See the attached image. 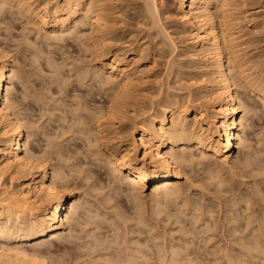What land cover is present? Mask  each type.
Returning a JSON list of instances; mask_svg holds the SVG:
<instances>
[{
	"label": "bare ground",
	"instance_id": "6f19581e",
	"mask_svg": "<svg viewBox=\"0 0 264 264\" xmlns=\"http://www.w3.org/2000/svg\"><path fill=\"white\" fill-rule=\"evenodd\" d=\"M105 1L107 2L108 0H64L61 4L51 3L50 5V2H42L41 0H0V9L2 10L4 6L6 8L8 5L14 6L18 14L20 13L24 18L26 17V19L32 21L30 22L34 24V27L39 26L41 29L47 30L48 36L52 34V41H56V43L57 40L61 42L64 38H69V36L73 34H78L79 29L84 26L85 20L89 18L87 20L91 21L90 33L93 32L94 35H92L93 33L90 34V38L85 41L86 43H84L85 39L80 42L85 44L83 45L82 43L83 50L85 49V52L86 50L87 52H91L90 54H92L93 57L91 58L97 59L98 63L94 71L89 70L91 75L93 74V80L91 79L93 84L89 86V90H85L87 92L85 95L87 96H82L81 102L77 101L79 100V98L76 97L77 95L75 99L73 96L72 99L76 101H73L72 104L77 102L74 105L79 107V109L74 106L72 107L73 110L76 108L78 111L93 104L97 97H99V100L103 99V103L93 110L94 114L92 113V116L90 115V121H93L97 125L96 127H98L96 128V132L92 135V131L89 129L90 131L87 130L89 136H86V132L84 133L85 135L82 133L83 137L77 136L79 138L78 140L76 139L77 142L73 144L74 152L76 151L75 153L79 154L80 149L82 151L81 146L86 147L88 150H92L93 156L91 157H94L93 159L95 162V158L98 155L96 159H101L102 163L99 162L100 164L104 163L102 166L98 165L99 167H97L104 170L103 174L101 171L96 173V180H106L108 184L107 187L110 188L112 193L111 196L104 195V202L109 203L112 202L111 200L116 201L124 196L137 200L140 196L144 195L149 188H152L151 196L156 199L157 203L155 215L156 213L160 215L161 213H167L165 212L166 208H163V204L165 205L170 202L177 204L183 198L184 186L188 188L187 183L190 182L189 176L186 175L187 172L185 173L187 169L192 171L195 167H201L200 169L204 171L205 175L207 174L205 177H209L207 181L211 182L212 180L214 182V187L216 186L215 188H219L223 183L219 176V172L221 171L218 170V168L225 166L229 172L234 170V149H238V147L240 149H245L247 151L245 154L247 155H245L246 159L244 166L248 167L251 165V146L246 140L248 136L245 138V134L242 133H244L246 129V121L253 116L251 115L252 113H254V116L257 115L259 118H264V112L258 111L254 104L239 98L240 96L237 94V89L239 87L248 89L255 95L257 100L259 99L264 104V82L260 81L257 76H252L253 74L245 75L246 70H243V65H240L242 63L237 61L238 56L236 55L234 50L235 46L233 45L235 40H233L232 34L228 32L229 30L226 31L229 27L227 21L223 23L227 17L222 15L225 20L221 18L223 22H221L220 25L216 23L215 15L212 12L213 4H220L222 8L228 4V0H182L179 5L182 14L180 21L185 29L187 28V30L191 32V36H193L191 37L193 40V43L191 42L192 47L194 45L196 48L202 50L201 53H204V59L200 60V69H203L204 72H208L206 74L209 76L208 82L206 80L201 81L202 83L203 81L204 83H208H203L201 88L204 89V87H206L204 89L207 90V93L205 92V94H208L206 97H209L211 101H215L216 105L213 106L209 121H206V110L199 111L198 107L191 106L192 101H187L186 104L182 105L178 101H172V98H170L171 101H169V98L165 97L168 98L167 101L169 102H165L162 99V101L159 100L163 105L162 107L159 106V108H161L159 110L161 113L156 112L154 106H152L154 104V100L152 99L153 97L155 99L158 98L157 96L161 98L160 90L158 92L159 95L156 93V96L153 97L147 93H136V91L138 92L136 89L137 86H140V82L138 81L141 79L137 80L138 78L136 79V76L133 75L134 72L129 71V65L120 58L121 54L118 53V55L114 54L112 57H108L109 50L105 45L109 46L110 44L105 41L103 42L104 38L102 37L104 35L102 34L106 35L104 30L109 26V20L112 19L108 17L107 19L109 20L106 21V14H109L106 12L109 11L108 4H106L107 10L105 9ZM160 1L161 0H145V14L154 25L159 20L157 5ZM3 20L5 21L6 18ZM110 27L111 26H109V28ZM110 29L113 30L112 27ZM73 30H75L74 33L71 32ZM106 32H109V29ZM91 35L93 37H91ZM108 35L107 33V36ZM48 36L47 40L45 39L46 36L43 38L47 42L48 39H50L49 41L51 42V38ZM169 39L168 41L171 40L172 42V39ZM158 50L160 51V49ZM41 52L42 51H40V53ZM160 52H162V50ZM36 53L37 52H35V54L30 53V58H32V62L35 64L38 62L39 58L46 54L39 55L41 57L38 58V54ZM7 54L8 53L5 51L0 50V136L2 137L0 140V264L151 263L147 258L141 260V256H137L140 259L134 257L133 255L135 253H131L132 250H130V253L133 254V257H131V254L128 255L127 253L128 248L125 249L126 252L123 251V254H127L126 257L124 256L125 258H123L122 254H120V258L115 254V256H118L113 258L114 261H116L115 263L111 261L113 260L111 258V263L108 261V258L107 260H102L101 258V260L97 258L95 260V257H92L95 253V249L92 247L93 245L91 246L92 243L89 245L90 247L87 246L88 244L86 245V251H89L92 247V252L90 250V253L84 251V254H79L81 251L79 250L78 255L71 254V256L68 253L69 255H67L66 258L64 256L59 257L58 255H53L51 247H54V241L59 240L61 234L63 235L70 223L78 222V207L75 203V196L72 190L64 188V186H67V176L63 171L60 169L51 170L50 166L47 165L44 160H41L42 158L35 155L34 146H32V144H30V146L28 145L29 140L34 137V134L24 132V125L20 120V115L18 116L19 111L14 105L15 99L13 94L16 85L13 80L14 78L17 80V73L13 70L15 62L12 63L10 60L11 58ZM124 54V56L127 57L126 53ZM46 57L48 59V56ZM49 60V62H46L49 63V66L53 67L54 62L51 61V59ZM29 62V65L33 66L31 59ZM51 63L52 65H50ZM92 69L93 68H91V70ZM83 71H85V74L83 75L81 72L82 77L89 72L88 70ZM85 78H81V80H87L90 77L87 78V76H85ZM66 79V77L61 79L62 85L59 83V88H56L58 90L57 93L68 95V93L73 92L72 87H69L68 84L70 78ZM78 79L80 78L77 77V80ZM58 82H60V80ZM137 82L138 84H136ZM55 83L57 82L55 81ZM142 83L145 84L144 81ZM104 87H106L105 90L107 92L109 91L110 94L104 91ZM67 97H69V95ZM172 97L174 98V96ZM42 98V91L36 92L34 98L36 107L37 103L40 104V99ZM176 98L175 96V100ZM146 99L150 100V105L148 106V111L144 112L141 108ZM66 107L69 108L67 109ZM44 108L41 104L40 109L37 111L45 112L46 110L44 111ZM60 108L62 107L60 106ZM70 108V106H65L66 110H70ZM62 110L63 109H61V112H63L62 116H60L61 112L58 110L60 113L58 112L59 117L57 118L60 123H63H61L62 126H59L63 129V131L60 130L64 134L65 132H72V135L73 133H78V131L75 130L76 126L78 129L84 128L82 127L83 124L88 122H86L88 116H84V118L82 115H76L74 114L77 113L75 110V112L72 111L74 113ZM55 111L57 112V110ZM147 113L149 114L147 115ZM43 115L44 114H42V116ZM146 115L147 117L145 119L141 118ZM189 116H192V120ZM124 120L130 121L132 124V127L129 129L131 139L129 143H125L124 137L122 136L123 130L126 129V127L119 126L120 124H118ZM80 124L82 125L79 128ZM72 129H74V131H72ZM81 130L79 131L82 132ZM84 131L86 130L84 129ZM57 137L61 138L59 135ZM236 141L239 142L237 144L238 146L235 145ZM247 144H249V146ZM92 147L95 149H92ZM195 152H198V154L196 155ZM208 158L215 159L219 164L216 163L215 168L212 169L210 166L211 163L206 162L209 160ZM102 175H104V177ZM183 179L185 180L184 182L182 181ZM212 184L211 182V185ZM182 200L183 203L180 205L181 208L176 205V208L179 207V210L177 209V212H174L175 215L174 213H171L172 215L169 213L165 214L169 217L172 216L176 223H179V220L186 217L190 212H194V215L195 212L202 210V208L199 210L201 205L197 207L198 205L195 203H187L186 201L184 202V199ZM245 203L248 204V202ZM209 213L210 212L206 214L210 215ZM202 214L204 215L205 213L201 212V215ZM95 216L97 215L92 217ZM95 218V222H101L99 221L101 218L98 217L99 220L97 217ZM93 220L91 222L92 225ZM138 220V222H146L141 219ZM101 223H103V221ZM96 226L101 227L98 224ZM98 227H93L97 229L96 232L100 229ZM206 231L207 230H204V232ZM181 233L183 232L181 231ZM186 233L189 234V232L185 231L181 235L184 236ZM89 234V238L86 237L87 239L91 238L90 240L99 242L98 239L96 240V237H93L94 235H90V237ZM249 236L250 237L247 236L248 238L245 239L242 236H240L239 239L237 238L236 241L239 240V242L236 243H241L240 245L236 244L234 241L240 248V250L238 249L239 251L236 249L239 257L234 254L236 253L234 250L232 256H230L229 253L223 254L222 257L227 264H234L233 262H236V259H234L235 256L238 257L236 262L238 264H245L246 261H250L252 264H261L264 262V222L259 226L257 235H252L253 239L251 238V234ZM257 237L262 238L263 244H261V240ZM104 240L107 241V239ZM88 242L90 241L88 240ZM109 243L110 241L107 243L108 246L106 243V247L103 246V249L106 248L104 251H108L109 247L111 248L112 244L110 243L109 246ZM184 247L187 248L186 245ZM83 248L85 249V246H82V252L84 250ZM139 251V249L138 251L136 250V254L141 253ZM166 251L168 252L169 250ZM178 252L180 251L173 248L168 252V257H159L163 260L158 259V263H154H177L176 258H178L177 255L180 254H177ZM110 254H112V252H110ZM189 260L186 261V263L191 262V260ZM192 262L189 264H192Z\"/></svg>",
	"mask_w": 264,
	"mask_h": 264
},
{
	"label": "rangeland",
	"instance_id": "374dc122",
	"mask_svg": "<svg viewBox=\"0 0 264 264\" xmlns=\"http://www.w3.org/2000/svg\"><path fill=\"white\" fill-rule=\"evenodd\" d=\"M41 1L50 2L49 4L51 5V3L61 4L64 0ZM180 2H182V0H161L157 5L159 14L158 19L160 21L158 20L156 23L157 25H154L145 14V0H108L104 3L105 5H103L106 6L105 9L107 10L106 4H108L109 12H106V10L105 12L109 13V16L105 13L106 21L110 18L112 19L109 20L110 22L108 25L111 26L113 30L106 25L107 30H105L108 31L109 29L111 34L104 30L106 35L102 34L105 36L102 38H104L103 42L105 41L110 44V47L105 45L109 50L108 57H112L114 54L118 55V53L121 54L120 58L129 65V71L134 72L133 75L136 76V79L138 78L137 80L141 79L138 81L140 82V86H137L136 89L138 92L136 91V93H147L153 97L156 96V93L159 95L158 92L160 90L161 98L157 96L158 98L155 99L153 97L152 99L154 100L152 106H154L156 112L161 113V111H159L161 109L159 106L162 107V100L165 102L171 100L178 101L182 105L186 104L187 101H192L191 106L198 107L199 111L206 110V121H209L210 114L212 115L213 106L216 105V102L206 97V95H208L205 94V92L207 93V90H204L206 87H204V89L201 88L204 81L206 80L208 82L209 78L208 74H206L208 72H204L203 69H200V60L204 59V53H201L202 50L196 48L194 45L192 47L191 42L193 43V40L191 37L193 36H191V32L187 30V28L185 29L180 21L182 15L179 9ZM227 3L226 6L222 7L223 9L220 7V4H213L212 12L215 15L216 23L220 25V23L223 22L221 20V18H223L222 15L227 17L226 20L223 18L225 20L223 23L227 21L229 27L228 29L226 28V31L229 30L228 32L232 34L233 40H235L233 45L235 46L234 50L238 56L237 61L242 63L240 65H243L244 69H242L246 70L245 75L253 74L252 76H257L260 81L264 82V0H228ZM8 6L6 8L5 6L4 8L2 7L4 9H2L3 11L0 9V50L8 53L7 55L11 58L10 60L12 63L15 62L13 70L17 73L16 75L18 78L16 77L17 80H15V78L13 80L16 85L13 94L15 99L14 105L19 111L18 116L20 115V120L24 125V132L34 134V137L29 140L28 145L30 146V144H32V146H34L35 155L42 158L41 160H44V162L50 166L51 170L60 169L63 171L67 176V186H64V188L72 190L75 196V203L78 207V222L70 223L63 235L61 234L59 240L54 241L55 245L51 247L53 255H58L59 257L64 256L66 258L69 254L78 255L79 250H81L79 254H84L86 247H90L89 245L92 243L91 246L93 245L92 247L95 249V253L93 252L95 256L92 255V257H95V260L96 258H101L102 260H107L108 258V261H110L114 257L119 256L120 258V254L125 258L127 254L123 253L126 252L125 249L128 248V255L131 253L136 254V250L138 251V249L140 250L139 252H141L136 255L131 254V257L141 256V260L147 258L152 264H155L158 263L159 260H163L159 257H168V252L174 248L180 251L177 253L180 254L177 255L179 258V260L176 258L177 263L173 264H189L192 261V264H227L222 256L224 253H229V255L232 256L236 249L240 250L239 246L236 245L238 244L236 242H239V240L236 241L237 238L239 239L240 236H242L245 239L250 237V234L251 238L253 237L252 235L256 236L259 226L264 222V118H259L257 115L254 116V113H252L251 115L253 116L246 121V129L244 133H242L245 134V138L248 136L246 140L252 149H250V153H252V159L250 160L251 165L248 167L244 166L246 159L245 155H247L245 154L247 152L245 149H240L239 147L238 149H234V170L229 172L225 166L218 168V170L221 171L219 172V176L223 183L219 188H215L216 186L214 187V182L212 180V185L210 181H207L209 177H205L207 174L205 175L204 171L200 169L201 167H195L192 171H190V169L185 171V173L187 172L186 175L189 176L190 182L187 183L188 188L184 186L182 199H184V202L197 204V207L201 205L199 210L202 208L204 211L198 210L199 212H195L194 215V212H190L186 217L181 218L182 220H179L181 222H179L180 224L176 223L172 216L169 217L165 214L176 213L177 209L179 207L181 208L180 205H182L183 200L181 199L182 202L178 200L180 202L177 201V204L174 202L163 204V208H166L165 212L167 213H161L160 215L156 213L155 215L157 203L156 199L151 196L152 188H149L145 194L140 196L137 200L126 196L121 197L122 194L120 196L121 199L119 197V199L116 198L118 200L115 199L118 202L111 200L112 202L106 203L104 202V197L106 195H112L110 188L107 187V181L96 180V173L101 171L103 174L104 172L103 169L97 167H99L98 165L102 166L104 163L100 164L102 163L101 159H96L98 155L95 158V162L93 159L94 157H91L93 156L92 150L90 151V149L88 150L86 147L81 146L82 151L80 149L79 154L75 153L76 151L74 152L73 148V144L77 142L78 138L83 137L82 133L84 134L86 132V136H89L87 130H91L92 135L96 132V128L98 127H96L97 125L93 121H90V119L94 114L93 110L103 103V99L99 100V97H97L93 104L82 108L83 111L82 109L77 111V109L74 108V110L76 109L75 111H77V113H74L75 111L72 107H77L74 105L77 102L72 104L73 101H76L74 100L76 95V97L79 98V100H77L79 102H81L82 96H87L85 95L87 93L86 91L89 90V86L93 84V74L91 75L90 71H94L98 63L97 59H92L91 52H87V50L85 52V49L83 50L82 47L85 45V41L90 38V34L93 33H90L91 21H88L87 19L89 18H87L84 26L79 29L78 34H73L69 36V38H64L65 40L63 39L64 41L62 40L61 42L57 40L56 43V41H52V34L48 36L47 30L41 29L36 25V27H34V24L31 23L32 21L30 20V22L29 19L21 16L20 13L19 15L14 6ZM108 17L109 19H107ZM4 18H6L5 21L3 20ZM71 32L74 33L75 30ZM107 33L109 34L108 36ZM92 35H94V33ZM92 35L91 37H93ZM45 36L46 40L47 36L50 37L51 42L49 41L50 39H48L47 42L43 38ZM168 36L172 39V42ZM167 38L170 41H168ZM81 40H84V43L80 42ZM158 49H160V51L162 50V52ZM39 50L42 51V54ZM35 52H37L38 58L41 57L39 55L45 53L47 55H43L35 64L32 62V58H30V53L35 54ZM124 53H126L127 57L124 56ZM46 56H48V59ZM30 59L33 66L29 65ZM49 59L54 62L53 67L49 66V63H47L50 61ZM52 63L50 65H52ZM91 68L93 69L91 70ZM83 70H90L89 72L86 71L88 74L85 75L87 78L90 77L87 79L88 81L85 80V76H81V72L83 75L85 74ZM64 77L67 79L70 78L68 84L69 87H72L73 92L68 93L69 97H67V94L57 93L58 90L56 88L62 85L61 79ZM77 77L80 78L78 79L79 82ZM81 78L85 79L81 80ZM59 80L60 82H58ZM202 80H204L203 83L201 82ZM55 81L57 83H55ZM143 81L145 84L142 83ZM138 82L136 84H138ZM59 83L61 84L59 85ZM204 84L208 83L205 82ZM105 89L106 87H104V91H106ZM41 91L43 98L40 99V104L37 103V107H39L37 108L34 98L36 92ZM106 93L108 94L109 91H106ZM237 94H239V98H242L244 101L254 104L258 111L264 112L263 102L259 99L257 100L255 95L248 89L239 87L237 89ZM73 96L74 99H72ZM172 96H174V98ZM175 96L177 97L176 100ZM170 98L172 99L170 100ZM167 99L169 101H167ZM149 102L150 100L148 99L144 100V105L141 110L147 112L148 106L150 105ZM41 104L43 108L45 106V112L37 111L40 109ZM60 106L62 108H60ZM65 106H70L72 110L71 108L70 110H66ZM66 108L68 109L69 107ZM77 108L79 109V107ZM61 109H63L62 111H74L72 113L82 115L83 117L88 116L86 120V122H88L84 123L85 125L83 124L82 126L84 128H80L82 124L79 126L80 129L76 126L75 130L78 131V133L80 132L79 130L82 129L79 135L78 133H73L72 135V132H65V134L61 132L63 129H61L59 125L62 126L63 123L61 122V124L57 118L59 117ZM55 110H57V112ZM58 110H60V112ZM42 114L44 115L42 116ZM62 114L63 112L60 113V116H62ZM148 114L149 113H147V115ZM147 115L141 118L145 119ZM189 118L191 119L192 116H189ZM121 123H118L120 124L119 126L126 127V129L123 130L122 136L124 137L125 143H129L131 140L129 129L132 127V124L128 120H124ZM84 129L86 131H84ZM72 131H74V129H72ZM58 135L61 138H58ZM1 139L2 137L0 136V140ZM54 143L57 145L55 146ZM238 143L239 142L236 141L235 145L238 146ZM249 144L247 145L249 146ZM92 149L95 148L92 147ZM195 154L197 155L198 152H195ZM208 159L209 162H206L212 164H210L212 169L215 168L218 161H215L213 158ZM102 176L104 177V175ZM182 181L184 182L185 180L183 179ZM61 188L63 189V187ZM245 202H248V204ZM176 205L179 207L176 208ZM201 212L205 214L201 215ZM208 212H210V215L206 214ZM94 215H97L95 216L97 218H101V220H99V218L98 220L101 222L103 221V223L98 221H96L98 222L96 223V218L92 217ZM138 219L146 222H138ZM92 220L94 226L91 223ZM97 224L101 227L96 226ZM92 226L102 230L99 229L98 232H96L97 229ZM202 227H205L206 229L204 228V230L207 231L204 232ZM181 229L189 232V234L186 233V235L182 236L181 234L185 231ZM180 230L183 233H181ZM87 233H91L89 236L94 235L93 237H96V240L98 239L101 244L90 240L91 238L87 239ZM257 238L259 240L262 239L259 237ZM104 239H107V241ZM88 240L90 242H88ZM104 241L106 244L110 241L112 245L111 248L109 247L108 251H111H104L106 249H103V246L106 247ZM240 244L241 243L238 245ZM261 244H263L262 240ZM183 245H186L187 248ZM82 246H85L83 252ZM92 247L90 248L91 252ZM130 250H132V252ZM166 250L169 251L167 252ZM89 251H86V253ZM238 251H236V253ZM110 252H112V254H110ZM236 253L234 254L238 256V253ZM115 254L118 256H115ZM237 256L234 258L236 262L239 257ZM189 259L191 262L186 263ZM111 261H113V263L116 262L114 259ZM236 262L234 261L233 263L238 264ZM245 264L252 263L246 261ZM261 264H264V262Z\"/></svg>",
	"mask_w": 264,
	"mask_h": 264
}]
</instances>
